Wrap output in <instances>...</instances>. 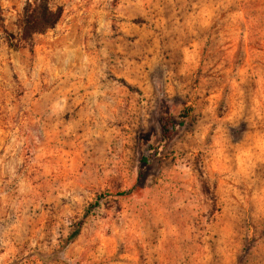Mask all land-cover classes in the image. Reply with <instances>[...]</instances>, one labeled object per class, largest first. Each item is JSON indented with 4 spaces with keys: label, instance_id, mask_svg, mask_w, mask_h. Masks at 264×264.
Instances as JSON below:
<instances>
[{
    "label": "rangeland",
    "instance_id": "obj_1",
    "mask_svg": "<svg viewBox=\"0 0 264 264\" xmlns=\"http://www.w3.org/2000/svg\"><path fill=\"white\" fill-rule=\"evenodd\" d=\"M28 1L0 0V264H264V0H50L26 44Z\"/></svg>",
    "mask_w": 264,
    "mask_h": 264
},
{
    "label": "trees",
    "instance_id": "obj_2",
    "mask_svg": "<svg viewBox=\"0 0 264 264\" xmlns=\"http://www.w3.org/2000/svg\"><path fill=\"white\" fill-rule=\"evenodd\" d=\"M63 15V9L61 7H52L50 0H29L24 8L23 16L20 19L21 35L19 42H25L30 44L33 37L37 34H42L48 29L54 28L60 21ZM162 136L165 140H170L174 136L175 122L171 116L165 117L161 122ZM158 153L157 149H154L153 156ZM129 192L121 193L120 195H127ZM80 227V225H79ZM79 233L77 230L73 233L68 242L73 240Z\"/></svg>",
    "mask_w": 264,
    "mask_h": 264
}]
</instances>
